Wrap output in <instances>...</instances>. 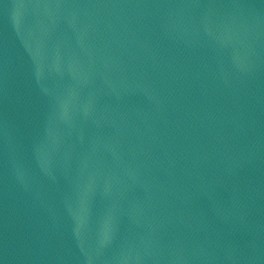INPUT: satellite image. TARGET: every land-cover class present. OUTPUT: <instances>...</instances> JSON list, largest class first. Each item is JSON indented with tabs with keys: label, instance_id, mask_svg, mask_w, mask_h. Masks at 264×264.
I'll return each mask as SVG.
<instances>
[{
	"label": "water",
	"instance_id": "water-1",
	"mask_svg": "<svg viewBox=\"0 0 264 264\" xmlns=\"http://www.w3.org/2000/svg\"><path fill=\"white\" fill-rule=\"evenodd\" d=\"M0 264H264V0H0Z\"/></svg>",
	"mask_w": 264,
	"mask_h": 264
}]
</instances>
